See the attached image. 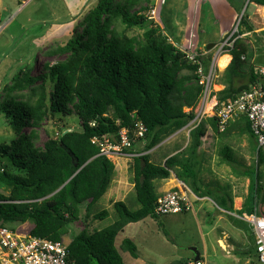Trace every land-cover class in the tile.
<instances>
[{"label": "trees", "instance_id": "1", "mask_svg": "<svg viewBox=\"0 0 264 264\" xmlns=\"http://www.w3.org/2000/svg\"><path fill=\"white\" fill-rule=\"evenodd\" d=\"M249 3L264 7V0ZM147 11L138 0H97L84 15L80 31L64 45L47 52V56H63V60L36 76L31 75V70L21 71L4 89L9 98L2 102L1 110L14 138L0 144V225L30 222V235L34 237L62 241L68 227L79 220L81 207L86 206L88 215L91 206L108 191L115 168L110 160L98 155L97 146L92 144L94 138L131 128L135 121L146 128L140 141L142 151L134 152L135 145L126 151L135 155L130 158L128 172L137 208L129 210L122 201L112 203L113 223L104 229H82L75 234L67 245V264H125L115 238L128 224L147 218L158 220L154 213L156 180L174 178L198 198L210 195L201 191L197 175L202 123L189 132L185 149L167 156L162 164H153L147 154L193 119L201 94L198 64L186 58L145 14ZM117 23L124 32L138 29L142 33L128 37L117 30ZM239 25L240 38L229 50L231 59L221 75L223 89L215 93L218 103L235 100L259 82L244 36L253 31L245 14ZM210 59L209 55L199 58L204 69ZM25 91L28 95L23 98ZM186 108L190 109L188 113H184ZM69 116L78 118V130H61L49 136L42 147L36 146L37 131L46 120ZM208 120L216 134H225L231 127L248 135L255 164L247 171L248 194L237 212L251 213L254 206L263 207L264 151H256L247 119L239 117L223 133L217 132L214 119ZM220 154L227 161L231 159L227 147ZM2 159L8 164L2 165ZM215 203L233 212L230 197H216ZM107 216L103 210L93 219ZM161 231L169 238L166 230ZM119 249L134 259L138 257L129 239H124Z\"/></svg>", "mask_w": 264, "mask_h": 264}, {"label": "rangeland", "instance_id": "2", "mask_svg": "<svg viewBox=\"0 0 264 264\" xmlns=\"http://www.w3.org/2000/svg\"><path fill=\"white\" fill-rule=\"evenodd\" d=\"M138 1L147 7L148 11L145 14L159 24L174 45L180 47L186 39L190 41L192 38L193 42H198L197 49L202 50L208 44L221 41L216 22H221L220 17H217L218 12L224 15L222 4L209 3L200 7L201 0H196V3L188 8V12L197 28L200 23L199 32L197 37L192 31L183 37L174 35L178 31L175 22L183 23L180 22L181 8L186 7L187 11L188 0L187 2L148 0L147 3L144 0ZM226 1L231 3L234 1V4L240 2ZM96 3L97 0H0V144L9 143L14 138L1 110L2 102L9 98L4 90L5 87L21 71L31 70V75L36 76L42 73L43 69L47 70L49 65L63 60V56L49 57L47 52L64 45L75 32H79L84 15ZM216 5H219L218 12ZM152 10H155V16L151 15ZM237 12L238 17L241 14L242 16L245 14L246 17L252 16L255 7L253 3H249V0H241ZM116 27L118 31L124 32L119 23ZM124 33L128 37L138 36L141 35L142 30L134 29ZM177 39L181 41L177 42ZM246 39L252 51L250 61L256 66L264 65V34L257 36L246 34ZM222 72V70L218 72L215 91L222 90L219 86ZM49 89L50 84L47 82V92ZM14 94L18 95V93ZM21 95L26 98L28 92L25 91ZM202 124L201 145L197 153V175L201 191L209 192V197L198 198L191 193L189 211L162 216L158 220L147 218L142 224L126 230L125 233H130L142 227L145 229H142L143 234L149 237L148 241L136 243L137 260L128 252L120 250V256L125 264H187L194 261L195 251L205 264H259L252 252L254 242L251 230H247L245 224L233 216L239 214L237 211L243 207L247 198L249 178L246 174L255 164L253 144L247 134H241L231 127L225 134H216L208 119H204ZM79 125L76 116L49 118L37 131L38 139L35 144L37 147H42L49 136L61 130H78ZM188 143L189 134L187 130L181 129L147 154L153 164L159 165L167 156L183 151ZM224 147H227L231 153V159L228 161L220 154ZM143 148L142 142H137L133 151L141 152ZM120 160L126 163V166L123 164L122 169L118 166ZM110 161L114 165V178L119 181L118 184L121 185L126 179L130 183L127 168L130 157L121 156ZM1 163L8 164L4 159ZM169 180L172 181H169L170 184H176L173 178ZM158 183L157 180L153 183L156 193ZM126 194L124 201L128 209L135 210L137 203L133 188L130 190L128 186ZM226 196L233 201V212L222 209L215 203L216 197ZM100 201L91 206L88 215H86V206L81 207L79 220L68 227L66 235L62 238L64 242L69 243L71 238L82 229L91 232L104 229L113 223L115 214L111 202L109 204ZM258 207L262 206L258 205ZM103 210L107 211L108 216L102 220H94L93 215ZM6 226L19 232H26L31 229L32 224L26 222L23 225ZM161 230H166L169 238L165 237ZM122 239V235L116 237L117 248H120Z\"/></svg>", "mask_w": 264, "mask_h": 264}, {"label": "built area", "instance_id": "3", "mask_svg": "<svg viewBox=\"0 0 264 264\" xmlns=\"http://www.w3.org/2000/svg\"><path fill=\"white\" fill-rule=\"evenodd\" d=\"M150 13L155 16V10ZM240 19L236 17L230 30L210 51L198 50L192 38L190 41L186 39V43L180 47L176 45L190 62L198 64L197 83L201 87L198 103L193 109L194 117L183 130H187L189 134L204 119H214L217 132L223 133L239 117L244 116L255 141L256 151H264V65H254L259 82L252 85L248 91L242 92L235 100L218 103L215 95L218 92L215 91V81L219 72L217 59L227 55L235 40L240 38L237 36ZM206 55L211 59L207 69H204L199 58ZM189 111L190 109H184V113ZM145 133L144 125L135 121L131 128H121L114 135L94 138L92 144L97 146L98 155L108 160L121 156L131 158L135 155L126 151L137 142L143 141ZM175 181L172 189L157 197L154 209L157 217L179 214L191 209L189 201L191 191L182 182ZM261 211L264 212V206H254L251 213L243 212L233 216L250 228L255 259L259 264H264V215ZM67 245L68 243L63 240L53 242L46 238L31 236L30 231L19 232L0 225V264H67ZM188 264L205 263L201 259L197 262L190 261Z\"/></svg>", "mask_w": 264, "mask_h": 264}, {"label": "crops", "instance_id": "4", "mask_svg": "<svg viewBox=\"0 0 264 264\" xmlns=\"http://www.w3.org/2000/svg\"><path fill=\"white\" fill-rule=\"evenodd\" d=\"M184 1L187 2V0H184ZM195 1L196 0H188L189 7L187 5V11H186V7L181 8V10H182L181 15L182 16H181L180 22L183 21V23L180 24V23L175 22V27L177 28L178 31L174 35L184 37L187 35L188 32L192 31V33H194L195 36L197 37V34H198L197 32H199L198 30L200 28V23L198 24V28H197L196 24L192 22L190 14L188 12V8H190L192 6V4H195L196 3ZM238 1H240V2L235 3V4H234V1H233V3H231V2L226 1V0H201L200 1V7L206 6L209 3L210 4H212V3L218 4L219 3V4L224 5V7H223L224 15H221L220 12H218L219 11V5H216L217 12H218L217 17H220V20H221V22H218V21L216 22L218 29H219L220 39H222V37L226 34V32H228L230 30V28L233 25L236 17H238L237 10L239 9L241 0H238ZM253 5L255 7V12H254V14H252V16L247 17L248 22L252 26L253 31L248 33V34H253L255 36L262 35V34H264V32H263L264 31V7L259 6V5H255V4H253ZM216 7L214 10H216ZM157 19L159 20L158 15H157ZM180 41H181V39H177V42H180ZM194 43H195V46L197 48L198 42L194 41ZM216 43H218V42H215L214 44H216ZM202 46H204V44ZM198 50H200V48ZM224 56L228 57V62L226 64V66L222 69V71L227 67V65L229 64L230 59H231V57L229 55H224ZM219 86L221 87V89H223V86H221V85H219ZM164 160H165V158L163 159L162 163L164 162ZM123 164H125V166H126V163L124 161L120 160L118 162V166L120 169H122ZM175 180L176 179H174V183H176ZM169 181H171V180L159 181V183L157 184V193H156L158 197L162 196L165 192H167L168 190L172 189L175 186V184H173V183L170 184ZM118 182L119 181H116L115 178L113 179L108 191L103 196V198L101 199L100 202L104 201V202L109 203V204L111 202L110 205H112V203H114L116 201L125 202L124 200H125L126 195H127L126 190L128 189V186H130V190H132L133 186H132V184H130L128 182V179H126L125 182L122 181L121 185H119ZM143 222H144V220L140 221L138 223H135V224H128L127 226H125L123 231L118 234V235L123 236L122 241L124 239H129L134 243L135 246H136V243L138 244V242L148 241L147 238L149 236L147 234H143L142 229H144V228H142V227L137 229L140 232V234H138V231H132L130 233H125L126 230L131 229L133 226H137L139 224H142ZM245 226L247 227V230L250 229L246 224H245ZM121 242H120V244H121ZM118 249H119V247L117 248V250ZM118 252H120V249L118 250ZM137 258L135 260H137Z\"/></svg>", "mask_w": 264, "mask_h": 264}, {"label": "bare ground", "instance_id": "5", "mask_svg": "<svg viewBox=\"0 0 264 264\" xmlns=\"http://www.w3.org/2000/svg\"><path fill=\"white\" fill-rule=\"evenodd\" d=\"M227 62H228V57L227 56L223 55V56L219 57L217 59V68L219 70H222L226 66Z\"/></svg>", "mask_w": 264, "mask_h": 264}, {"label": "water", "instance_id": "6", "mask_svg": "<svg viewBox=\"0 0 264 264\" xmlns=\"http://www.w3.org/2000/svg\"><path fill=\"white\" fill-rule=\"evenodd\" d=\"M239 17L241 18L242 17V14L239 15ZM215 44H209L206 46V50L207 51H210L214 48ZM199 260V254L195 251V256H194V262H197Z\"/></svg>", "mask_w": 264, "mask_h": 264}]
</instances>
